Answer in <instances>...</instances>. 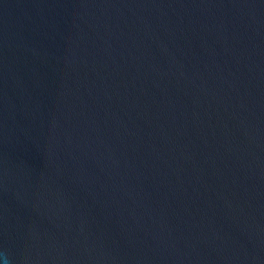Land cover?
<instances>
[{
  "label": "water",
  "instance_id": "water-1",
  "mask_svg": "<svg viewBox=\"0 0 264 264\" xmlns=\"http://www.w3.org/2000/svg\"><path fill=\"white\" fill-rule=\"evenodd\" d=\"M0 264H264V0H0Z\"/></svg>",
  "mask_w": 264,
  "mask_h": 264
}]
</instances>
